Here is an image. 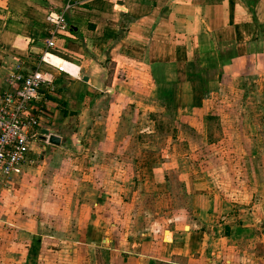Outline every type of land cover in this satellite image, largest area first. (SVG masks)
I'll return each instance as SVG.
<instances>
[{"label":"crops","instance_id":"0c3cea01","mask_svg":"<svg viewBox=\"0 0 264 264\" xmlns=\"http://www.w3.org/2000/svg\"><path fill=\"white\" fill-rule=\"evenodd\" d=\"M67 1L0 0V103L2 92L16 84L11 83L14 74L37 69L48 13L59 11ZM72 1L74 7L66 13L70 28L56 37L49 57L65 71L43 65L53 89L42 86L31 107L32 112L41 111L39 130H54L62 143L56 146L38 137L30 144L33 162L0 178V229L21 230L33 240L37 233L30 229V212H35V206L62 205L56 193L65 189L75 198L70 206L90 205L95 213L76 237L92 238L78 243L92 252H104L106 264H259L255 220L229 213L226 203L208 193L211 181L198 176L186 183L192 210L183 231L169 228L155 235L142 231L141 240L135 233L125 243L127 233L115 234L114 199L118 187L126 190L130 182L116 179L127 167L114 162L127 155V144L134 140L127 134L130 121L125 113L132 107L156 112L163 107L155 102L162 103L158 97L173 92L177 118L191 115L198 100L196 80L202 79L207 84L204 92L199 91L204 95L201 106L213 114L209 99L220 94L221 71L232 61L225 48L233 47L238 63L252 60L255 54L241 51L251 52L262 42L264 0ZM146 78L151 82L143 90L148 87L147 93L157 96L150 105L140 102L147 99L141 97L146 91L136 85ZM134 95L139 100H132ZM160 154L138 150L135 155L136 159L148 157L149 162L148 167H136L138 175L148 171L150 175L149 180L139 181L141 188L165 190L162 170L153 164ZM99 158H106V164L97 163ZM63 163L71 167L62 168ZM166 168L162 174H169ZM61 174L64 179L54 185ZM75 174L80 175L77 181L66 180ZM200 188L207 195L196 192ZM30 191L34 193L31 201ZM104 208L106 213H100ZM97 237L101 244L94 241Z\"/></svg>","mask_w":264,"mask_h":264},{"label":"rangeland","instance_id":"374dc122","mask_svg":"<svg viewBox=\"0 0 264 264\" xmlns=\"http://www.w3.org/2000/svg\"><path fill=\"white\" fill-rule=\"evenodd\" d=\"M261 41L251 52L247 49L241 51L247 55L255 54L244 64L234 60L231 45L225 48L226 57H231L232 61L221 71L220 94L216 93L209 99L213 105L209 111L213 114H208L207 109L201 106L204 95L199 91L204 92L207 84L202 79L196 80L198 100L191 115L177 118L173 92L158 97L162 103L155 102L163 107L156 112L133 107L125 111L130 121L127 134L134 136V140L127 144V155L119 163L114 162L115 166L123 164L127 167L125 173L116 175V179L130 182L125 185L129 187L126 190L118 187L114 199L115 234L127 233L125 243L131 241L135 233L141 240L142 231L154 235L169 228L183 231L191 219L189 213L192 210L189 207L192 194L188 192L186 183L198 176V179L204 177L207 182L211 181L208 193L226 203L229 213L247 215V218L255 220L253 236L259 237L256 254L260 257L259 264H264V37ZM206 73L204 71L203 74ZM150 82L146 78L136 85L143 90V86H149ZM147 90L148 87L141 95L147 99L140 102L150 105L157 96H150ZM132 100L139 98L135 99L134 95ZM140 135L144 139L139 145ZM138 150H156L162 154L153 164L163 172L169 167V174L160 172V181L167 182L165 190L153 192L144 186L141 188L139 181L142 182L144 177L149 180L150 175L149 171L138 175L136 167L139 164L148 167L149 162L148 157L135 158ZM99 159L95 161L106 164V158ZM61 166L71 167L67 163ZM78 176L75 174L66 180L77 181ZM64 177L61 174L53 184L59 186ZM196 192L206 194L203 188L196 189ZM56 196H61L58 201L62 205L35 206V212H30V229L37 233L33 240L18 228V233L0 229V264H106L108 255L92 252L86 245L78 243L80 238L76 237L81 227L88 223V217L95 214L91 212V206H70L68 203L75 202V198H70L65 189L57 191ZM33 197L34 193L30 191V201ZM102 210L100 213H106L105 208ZM8 228L15 230L11 226ZM91 239L81 240L87 242ZM94 241L101 244L98 237ZM49 245L54 247L48 250ZM70 247L72 251H68Z\"/></svg>","mask_w":264,"mask_h":264},{"label":"built area","instance_id":"2783aa9c","mask_svg":"<svg viewBox=\"0 0 264 264\" xmlns=\"http://www.w3.org/2000/svg\"><path fill=\"white\" fill-rule=\"evenodd\" d=\"M75 2L68 0L59 11H49L47 16L44 51L41 53L37 69L23 74H14L12 89L4 90L0 103V178H8L17 173L24 164H30V144L40 137L41 111L32 112V103L39 98L42 86L53 89V80L47 76L44 64L65 71L62 65H53L49 57L55 47L56 37L69 30L66 13ZM13 84V83H12Z\"/></svg>","mask_w":264,"mask_h":264},{"label":"water","instance_id":"95a60500","mask_svg":"<svg viewBox=\"0 0 264 264\" xmlns=\"http://www.w3.org/2000/svg\"><path fill=\"white\" fill-rule=\"evenodd\" d=\"M40 137L52 145L59 146L62 143V138L54 130L41 128Z\"/></svg>","mask_w":264,"mask_h":264}]
</instances>
